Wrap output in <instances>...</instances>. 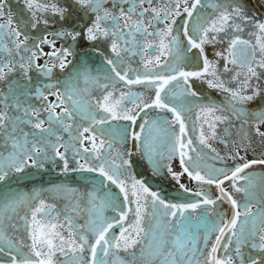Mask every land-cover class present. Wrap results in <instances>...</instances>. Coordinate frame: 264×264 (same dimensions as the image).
Here are the masks:
<instances>
[{"label": "snow or ice", "instance_id": "snow-or-ice-1", "mask_svg": "<svg viewBox=\"0 0 264 264\" xmlns=\"http://www.w3.org/2000/svg\"><path fill=\"white\" fill-rule=\"evenodd\" d=\"M22 2L32 15L24 29L11 18L10 9L6 12L7 0H0V19L9 15L5 22L0 23V82L5 83V87L0 88V183L11 180L15 174H26V169H41L45 161L54 160L55 157L63 161V172L68 173L70 168L66 154L69 150L74 159L79 156L84 161L71 171L97 173L104 179L99 190L86 194L88 204L91 205L90 218L82 225L74 224L70 215H65L64 223H59L60 213L56 206L41 199L39 191L31 196L27 193H17L14 196L5 194L4 211L0 212V240L5 242V247H0V253L10 257L9 264H264V211L258 209L254 214L250 200L244 203L241 211L240 203L223 186L225 181H231L236 192L254 197V193L249 191L253 184L251 178L241 174L254 164H264V160L246 161L232 169L211 168L202 175L196 160H202L203 157L198 152L196 160L189 155V151L195 149L191 147L193 140L187 135L182 111L165 102L168 99L165 89L174 82L180 83L182 96L197 97L193 82L205 76L215 77L214 80L206 81L208 87L227 93L228 104L197 105L204 116L202 123H207L210 130V134L206 135L203 126L201 127L199 143L215 153L214 160H222L209 143L217 136L216 123H228L232 117L241 119L246 115L243 106L261 95V89L252 88V82L260 78L261 72L258 69L264 70V21H254L260 35L257 44L252 45L239 35H230V30L240 33L246 21L253 22L247 15L245 4L240 0H213L212 3L202 0H191V3L189 0H165L163 7H152L153 0H112L111 9L105 7L108 0H70L63 7L57 3H41L40 0ZM124 4L130 5L127 10L123 7ZM145 4L149 7H144ZM76 7L83 9L85 15L91 13L94 19L90 23L79 25L70 11V8ZM209 7L215 13V18L210 21L198 11ZM38 13H51L61 21L70 22L52 34L70 40L68 47L58 49L55 40H48L47 37L34 38L27 34L26 29L29 27L35 29L40 24L48 25L49 20L41 19ZM194 14V27L190 31L188 22L193 21ZM146 15L157 25L163 23L165 27L149 32L148 28L152 24H146ZM180 16L185 17L182 25V35L186 38L184 50L186 53L195 50L192 59L198 61L202 58L203 70L185 71L168 65L170 75H153L154 69L150 65H159L157 55L155 61H144L143 78L137 75L135 79H129L121 64L125 56L135 54L138 49L141 56L147 49L155 47L169 55L175 53L177 62L183 59L180 54L181 34L174 33L173 30L176 18ZM221 33L229 35V43L226 52H218L216 55L227 61L225 72L234 71L227 64L240 69L234 71L233 80L238 85L236 88L226 86L219 79L216 66L205 54V45L224 39ZM149 37H159V43L154 46ZM100 40L110 41V50L115 54V59H109L102 53L101 56L116 78L126 85L146 84L156 89L151 103L140 102L139 94L132 92L127 96L121 93L119 99H114L112 91H107L102 99H97L94 103L85 100L82 93L88 91V85H101L99 77L91 76L84 65L76 68L67 80H55L53 69L63 71L72 63L68 58L74 55L73 45H79L81 41L94 44ZM42 44L50 45L52 51L44 53ZM42 56L48 57L44 65L38 63ZM33 72L37 74L35 80L31 75ZM16 73H19L20 79L15 78ZM39 77H45L49 82ZM81 79L85 85L83 90L77 87ZM105 79L108 77L105 76ZM102 87L107 90L109 85L103 84ZM249 89L251 94H248ZM161 93L165 95L162 97ZM50 96L55 97V100L50 101ZM125 100L128 103H124ZM129 103L134 104L136 110L130 108ZM58 108L60 111H57ZM150 108L170 112L174 115V120L162 118V124L167 127L157 128L159 120L150 121L146 118V109ZM225 108L231 115H216ZM184 110L191 109L184 105ZM100 112L105 115H100ZM140 113H145V118L137 126V120L141 119ZM252 115L258 124H264V109ZM208 116L212 117V123L208 122ZM85 121L88 126H84ZM112 121H127L130 126L113 128ZM97 125L101 127L97 129ZM104 125L108 127L104 128ZM174 125H178V131L172 130ZM154 131L163 132L169 138L171 148L168 159L178 156L183 167V172L176 173L165 165L171 178L179 182L180 176L187 173L200 184H214L220 193L217 199L228 202L233 209L231 219L225 221L220 213L215 217H208L207 213L214 210V207L210 209L209 206H215L217 199L211 198L204 191L193 194L202 198L195 202H171L159 191H153L144 179L135 177L132 172L134 154L146 159L151 165L153 177L161 175V154L154 150ZM224 131L227 135V128ZM63 132L75 135L70 136L66 142L61 134ZM256 133L264 137V131H260L259 126L256 127ZM244 135L247 137L248 134ZM129 140L133 141L131 148L121 151L117 145ZM73 141L81 145L87 141L91 147H84L81 151ZM221 142L228 145L226 140ZM232 143L235 145L237 142ZM60 149L64 151L61 152ZM49 152L53 154L51 157ZM113 152L115 155H112ZM86 153H91V156H86ZM233 158L243 159L238 151ZM190 167L194 171H190ZM240 180H247V185L238 186ZM108 185H115L119 189L123 194L122 202L117 203L119 197L110 189L104 191ZM179 187L185 193L189 192L183 184H179ZM49 191L75 190L59 185ZM100 191H103V195L98 194ZM133 203L135 208L131 206ZM20 205L27 208L22 216L18 211ZM202 208L203 217L196 215ZM106 209H111L117 215L112 219L107 218L104 215ZM8 210L13 215H6ZM72 211H78V205ZM17 217L23 222L27 240L9 235V232L18 231L17 224L13 223ZM65 228L67 237L64 234ZM115 229H118V236L113 234ZM201 232L204 233L203 237ZM213 233L214 242L208 249ZM85 252L88 253L87 257ZM58 254L65 257V260L61 261Z\"/></svg>", "mask_w": 264, "mask_h": 264}, {"label": "flooded vegetation", "instance_id": "flooded-vegetation-1", "mask_svg": "<svg viewBox=\"0 0 264 264\" xmlns=\"http://www.w3.org/2000/svg\"><path fill=\"white\" fill-rule=\"evenodd\" d=\"M41 3L47 2L57 3L59 6H67L70 3V0H40ZM202 2L212 3L213 0H202ZM241 3L245 4L247 15L251 18L253 22H245L242 27L243 31L240 33H235L230 30V35L234 37L235 35H239L241 39L249 41L250 44L256 45L257 38L259 37V30L255 27L254 21H264V0H240ZM8 9H10L9 15L14 20L16 24H18L22 29H24V25L31 21L32 15L31 11L26 8L23 4L22 0H7ZM191 3V0H189ZM165 5V0H153L152 7H163ZM121 5H117L120 7ZM130 5L124 4L123 7L125 10ZM170 6V5H169ZM105 7L111 9L112 0H108V3L105 4ZM144 7H149L148 4H145ZM182 10V9H181ZM70 11L73 13L74 20L79 25H85L86 23H90L94 16L91 13L85 15L83 9L79 7L70 8ZM139 12L140 9L138 8ZM202 17H207L210 21L215 18L214 10L209 7L206 9L198 10ZM9 15H5L3 19H0V23L5 22ZM41 19H48L49 23L47 26L40 24L35 29L31 27L26 29L27 34L31 37L42 39L47 37L48 40H55L56 48L68 47L71 43L70 40H66L64 38L55 37L52 35L61 29L62 25H68L70 22L67 20L61 21L58 17L51 15V13H38ZM145 21L147 23H151L152 27L148 28L149 32L157 31L158 29H163L165 25L163 23L156 24L155 21H151L150 18L146 15ZM176 25L173 26L174 33L181 34V46H180V54L183 59H180L178 62L175 60V53L173 55L167 54V52L162 50H157L155 47L147 49L143 56L140 55V50L138 49L135 54H130L124 57L123 63L121 64V68L123 72H127L129 79H135L137 75L143 78L145 74L144 69V61L146 59H151L155 61L157 55H159L160 63L159 65H150L151 68L154 69L153 75L163 74L170 75L171 73L168 71V65L177 66L185 71H202L203 70V59L200 58L198 61L192 59L195 55V50L192 52H185L184 45L186 44V38L182 35V25L185 23V17L180 16L176 18ZM195 22V14L193 17V21L188 22V27L191 29L194 27ZM169 24L171 21L169 20ZM79 30V29H78ZM221 36H224L222 41H218L214 44L205 45V54L208 59L216 66L217 75L219 79L222 80L226 86L231 88H236L238 85L233 80L234 71H239L240 69L232 64H227L229 69H234V71H224V67L227 63L225 59H222L220 56H217L216 53L226 52L229 43V35L225 33H221ZM22 38V37H21ZM137 38L140 39L139 34H137ZM149 41L153 43V45H157L159 43V37H149ZM31 44L32 41L30 40ZM143 43V41H141ZM171 46V45H170ZM44 53H48L52 51V48L48 44H42ZM75 51L74 55L69 57L68 59L72 61L67 68L61 71L59 68L53 69V76L55 80L64 81L67 80L71 75L74 74L75 69L81 67L82 65L86 66L88 72L93 77H99V82L101 86H97L96 84L88 85V91L83 92L85 100H90L91 102H95L97 99H102L103 95L107 93V91H112L114 93L113 98L119 99L121 93L125 96L129 94V92L137 93L140 97V102L142 103H151L155 97L156 89L151 85L146 84H136V85H126L124 81H120L119 78L114 76V73H111L110 67L106 65L103 61L101 53L103 56L108 57L109 59H115V54L110 50V41L108 40H100L95 42H85L81 41L79 45H73ZM246 51V50H245ZM2 55V54H0ZM243 54H241L242 56ZM47 56H42L38 63L44 65L47 61ZM257 59H259V54H257ZM51 66V65H49ZM261 72L259 80H253L252 88L259 87L261 89V95L243 107L246 110V115L241 119H236L232 117L230 122L228 123H216V132L217 136L215 139L209 141L212 148L216 149V152L220 154L223 158L213 159L215 153H213L209 148L201 145L199 143V136L201 127L203 126V130L206 135L210 134V130L208 128L207 123H202L204 120V116L200 113L197 105H208L210 103H215L217 105L227 106L228 104V94L224 93L218 89L209 88L207 84V80L215 79V77L205 76L201 80H196L193 82V88L197 91V97H186L181 95V85L179 82H174L173 85H169L165 89V93H167L168 99L165 100L166 103H169L170 106H176L178 109L182 111V114L185 118V123L187 125V135L192 138L193 144L192 148L195 151H189V155H191L194 160H196L197 152L203 157L202 160H196L199 164V170L201 174H206L211 168H225L232 169L237 165H241L246 161L252 160H264V137H260L256 133V127L259 126L260 131H264V124H258L252 113L260 111L264 109V70H259ZM123 74V73H122ZM16 79H20L19 73L14 74ZM34 80L37 78V74L35 72L31 73ZM105 76L108 79H105ZM42 80L47 81L45 77H39ZM241 79H243V73L241 75ZM24 83L23 80L20 81ZM108 84L109 88L105 90L102 85ZM5 83L0 82V88H4ZM77 87L81 90L85 88L83 80L81 79ZM63 91V88H61ZM165 93H161L162 97ZM248 94H251V89H249ZM50 101H54L55 97L50 96ZM192 101L188 103V101ZM35 103V101H33ZM124 103H128L127 100ZM184 105L190 108V111L184 110ZM130 108L136 110V106L134 104H128ZM57 111H60L58 108ZM147 119L150 121L153 119L159 120L157 128L164 127L167 125L162 124V118H167L169 121L174 120V115L170 112L161 111L158 108H150L146 109ZM100 115H105L100 112ZM216 115H231V113L225 108L223 112H217ZM141 119L137 120V126L143 123V118H145V113H140ZM208 122L212 123V117H207ZM247 120V123L244 121ZM84 126H88L87 121L84 122ZM111 126L113 128H124L129 127L130 122L127 121H112ZM101 126L97 125V129ZM104 128H107L108 125H104ZM145 136L147 135V126H145ZM225 128H227V135L225 134ZM27 131V129H25ZM138 130V128H137ZM173 131H178V125L173 126ZM244 133H247V137H245ZM64 137V140L67 142L70 139V136H74L75 133L63 132L61 133ZM100 137H98L99 139ZM153 143L154 150L161 154L159 157L161 164V175L159 177H153L151 175L152 168L146 161V159H142L139 155L134 154L133 159V169L132 172L137 179H144L145 182L149 185V187L153 191H159L161 195L168 201L171 202H195L197 200L202 199L201 197H197L193 195L198 191H204L210 195L211 198L217 199L220 195L219 189L213 184H200L194 179H191L187 173H184L180 176L179 182L174 181L171 178V174L167 172V168L164 167L170 166L172 170L176 173L183 172V167L180 164V160L178 156H175L173 159H168V154L170 152L171 144L169 138L165 136L163 132H153ZM222 140L228 141V145L225 146L222 143ZM236 141L237 143L234 145L232 142ZM107 142V141H106ZM76 144V147L83 151L84 147H91L90 143L85 141L83 145L78 142L73 141ZM138 143V142H137ZM133 141L129 140L125 144H118L117 146L121 151L126 148H131ZM61 152L64 149H60ZM239 152L240 158H233L236 152ZM53 154L49 152V156L51 157ZM67 157L69 160V168L70 171L68 173L63 172V161L59 159V157H55L53 159H49L45 161V165L41 169L29 168L26 169V174H15L11 180L0 183V212L4 211L3 205L5 202V194H9L11 196L16 195L17 193H27L29 196L34 194L35 192H40V198L44 199L47 203L54 204L56 206V210L60 213L59 223H64L65 215H70L73 219V223L76 225L86 224L88 219L90 218L89 208L91 205L88 204V196L87 193H91L93 191L99 190L101 188V181H103V177H100L97 173H88V172H78L71 171V169L78 166V164L83 163L84 161L79 157L73 158V153L71 150L67 152ZM86 156H91V153H86ZM115 155V152L112 153ZM93 163L95 160L93 159ZM190 171H194L193 168H189ZM242 176H249L253 182L252 187L249 189L250 192L254 193V197H246L243 192H236L235 189L231 186V181H225L224 187L225 189L233 196V198L237 199V201L241 205V211H243L244 203L248 200L251 201V210L255 214L257 210L264 211V164H254L250 168L245 169ZM223 179V176L219 177ZM248 183L247 180H240L238 182V186H246ZM179 184H183L186 188L189 189L188 193H185L183 189L179 187ZM66 185L69 189H74L75 191L69 192H55L49 191V189L54 186ZM108 189L111 190L116 196L119 197L117 203L123 201V194L119 192V189L115 185H108ZM99 195H103V191L98 192ZM127 204L128 202H124ZM78 205V211L73 212L72 208ZM133 208H135V204H131ZM214 207V210H210L207 215L208 217H215L217 213H220L223 216L225 221L231 219L233 214V209L231 205L226 201H220L217 199V204L215 206H209L210 209ZM18 211L20 215H24L27 211L26 206L20 205L18 207ZM151 213V209H149V214ZM6 215H13V213L8 210ZM30 215V213H29ZM104 215L112 219L117 213L113 212L111 209H106ZM187 215V214H186ZM198 216L203 217V208L198 211L196 214ZM130 219L132 214H129ZM146 217V220L149 219ZM195 219V216H194ZM243 219V217H241ZM7 223V221H6ZM13 223L17 224L18 231L15 233L9 232V235H13L14 238L27 240V233L25 229L22 227V221L17 217L13 220ZM64 234L67 237L68 232L65 228ZM115 235L118 236V229L114 230ZM204 233L201 232V237H203ZM215 234H212V238L208 242V249H210L212 243L214 242ZM0 247H5V242L0 240ZM201 247H203V241L201 239ZM247 251V249H245ZM84 255L87 257L88 253L85 252ZM222 256L223 253L221 252ZM58 257L61 261L65 260V257L58 254ZM203 259V257H201ZM10 257L5 255L4 253H0V264H9Z\"/></svg>", "mask_w": 264, "mask_h": 264}]
</instances>
